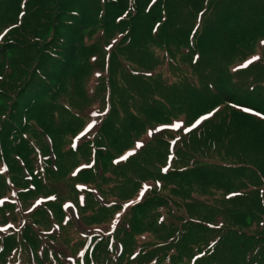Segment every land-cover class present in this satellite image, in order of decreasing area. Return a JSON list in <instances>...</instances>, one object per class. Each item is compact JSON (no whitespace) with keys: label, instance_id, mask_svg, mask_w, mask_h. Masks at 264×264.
Instances as JSON below:
<instances>
[{"label":"trees","instance_id":"trees-1","mask_svg":"<svg viewBox=\"0 0 264 264\" xmlns=\"http://www.w3.org/2000/svg\"><path fill=\"white\" fill-rule=\"evenodd\" d=\"M261 41L264 0H0V264H264Z\"/></svg>","mask_w":264,"mask_h":264},{"label":"snow or ice","instance_id":"snow-or-ice-1","mask_svg":"<svg viewBox=\"0 0 264 264\" xmlns=\"http://www.w3.org/2000/svg\"><path fill=\"white\" fill-rule=\"evenodd\" d=\"M261 43L264 44V41H261ZM255 59H258V57H252L251 60L246 61V64H247V63H251L252 60H255ZM245 111H249V110H248V109H245ZM209 115H211V113H209ZM257 115H259V114H257ZM201 119H204V118L202 117ZM199 123H200V120H197V121L192 125V127H195L196 124H199ZM91 127H92V124H88V125L86 126V128H85V132H86L89 128H91ZM171 127H173V128H178V127H180V125H179L178 123H174V124L171 125ZM152 134H153L152 131H149L148 136L151 137ZM80 135L83 136V135H84V132H81ZM136 146L139 148V147H141V144L138 142ZM121 159H124V157H121ZM145 187H148V186H145ZM141 195H142V193H141ZM52 198L54 199V197H52ZM125 207H127V206L125 205Z\"/></svg>","mask_w":264,"mask_h":264},{"label":"rangeland","instance_id":"rangeland-1","mask_svg":"<svg viewBox=\"0 0 264 264\" xmlns=\"http://www.w3.org/2000/svg\"><path fill=\"white\" fill-rule=\"evenodd\" d=\"M262 97H264V94L262 93ZM257 99V101L258 102H261V99H258V98H256ZM261 103H264L263 101L261 102ZM239 111L241 112V113H246V114H248V115H251V116H253L254 118H256V119H258V120H262V121H264V117H261L260 115H257V114H254L253 112H251V111H245L244 109H239ZM207 117V116H206ZM254 129H257V128H255L254 127ZM249 147V146H248ZM236 152V151H235ZM74 217H77V216H75L74 215ZM78 218V217H77ZM75 219V218H74ZM76 221V220H75ZM77 225L80 227V228H82L81 227V225H80V223H79V221H77Z\"/></svg>","mask_w":264,"mask_h":264}]
</instances>
